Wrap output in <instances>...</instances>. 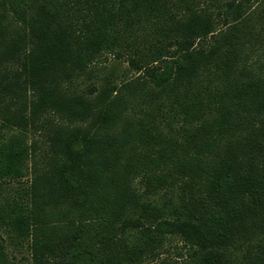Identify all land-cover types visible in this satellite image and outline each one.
Masks as SVG:
<instances>
[{
    "label": "trees",
    "instance_id": "trees-1",
    "mask_svg": "<svg viewBox=\"0 0 264 264\" xmlns=\"http://www.w3.org/2000/svg\"><path fill=\"white\" fill-rule=\"evenodd\" d=\"M206 1L0 0V117L52 123L41 162L35 141L0 138V180L33 160L13 219L31 264H138L170 237L183 264H264V0L225 3L208 48ZM139 25L146 54L127 39ZM123 49L133 86L86 84Z\"/></svg>",
    "mask_w": 264,
    "mask_h": 264
},
{
    "label": "rangeland",
    "instance_id": "rangeland-1",
    "mask_svg": "<svg viewBox=\"0 0 264 264\" xmlns=\"http://www.w3.org/2000/svg\"><path fill=\"white\" fill-rule=\"evenodd\" d=\"M237 1L235 0L234 4ZM227 2H231V0H210L203 4L215 16L216 20L215 36L208 37L205 42L201 43L207 48L213 44L216 36L228 30V27L223 25L222 20L224 13L227 14L228 19L231 17V10L225 6ZM260 8V4H250L243 17V19L248 17L246 20L248 28L259 36L262 34V24L256 19V13ZM137 27H139L137 32L130 34L127 39L133 43L132 51L139 50L146 54L148 53L147 49L154 46L152 38L156 37V35L151 33V29L148 26L143 28L139 25ZM258 47V50L261 49L260 45ZM132 56V53L126 49L118 50L117 53L102 55L89 67L92 76L87 79L86 84H93L97 87L111 84L120 87L122 84L128 83L129 86H133L139 73L129 63V59ZM14 70L15 66H7V81L12 79ZM50 120V117L44 116L26 127L13 128L6 127L0 117V138L8 140L10 137H15L26 143L35 141L36 156L41 162L43 161L41 160L43 155L47 152V137H49L52 125ZM32 166L33 160L26 159L20 177L0 180V264H31L29 238L16 230L13 219L27 208L29 204V190L33 178ZM186 254L187 248L180 239L170 237L165 240L162 247L158 249L152 258L143 260L138 264H183Z\"/></svg>",
    "mask_w": 264,
    "mask_h": 264
}]
</instances>
